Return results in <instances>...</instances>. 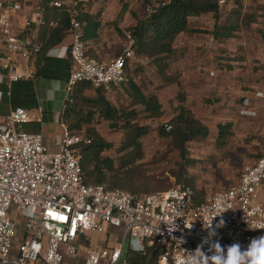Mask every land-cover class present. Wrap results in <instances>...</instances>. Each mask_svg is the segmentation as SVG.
Here are the masks:
<instances>
[{
    "label": "built area",
    "instance_id": "1",
    "mask_svg": "<svg viewBox=\"0 0 264 264\" xmlns=\"http://www.w3.org/2000/svg\"><path fill=\"white\" fill-rule=\"evenodd\" d=\"M81 2L87 0L68 4L73 11L65 54L57 48L48 52L50 58H71L66 101L81 83L107 93L122 87L128 82V63L137 58L138 43L130 33L119 57L108 61L89 57L76 19ZM219 4L225 6L226 0ZM22 9V0L0 2L5 35L0 71L5 73L9 88L33 78L29 65L20 60L30 61L38 47L23 33L34 20L45 24L38 10L34 20L27 19L25 28L17 31L13 19ZM146 9L149 14L154 10L150 5ZM262 104L264 90L253 99L246 98L243 114L254 113ZM43 117L36 109L16 108L0 118V264H64L65 255L83 257L84 264H129L128 253L145 254L152 247L160 251L158 264H208L214 244L225 252L233 244L244 250L252 239L264 235V204L259 202L264 155L244 168L237 184L208 195L199 204H195L189 186L138 195L111 190L107 185L85 184L77 147L91 141L83 134L73 135L63 125L59 150L52 152L41 132L26 130L31 124H42ZM221 219L226 227L217 228ZM19 222L24 236L12 260ZM92 235H105L107 240L103 246H92ZM86 240L89 247L82 245Z\"/></svg>",
    "mask_w": 264,
    "mask_h": 264
},
{
    "label": "trees",
    "instance_id": "2",
    "mask_svg": "<svg viewBox=\"0 0 264 264\" xmlns=\"http://www.w3.org/2000/svg\"><path fill=\"white\" fill-rule=\"evenodd\" d=\"M80 0H40L39 7L42 11L44 25L41 26L37 38L38 51L33 58L34 75L28 81H19L12 84L0 85L3 95V104L11 108L37 109L39 99L36 92V80H51L67 82L71 75L72 61L68 56L64 59L50 58L48 52L59 46L65 40L71 27L72 6L68 4ZM61 2L65 7H50L51 3ZM220 0H165L159 6L154 7L151 14L138 19L135 27L127 31L132 34L138 43L137 58L146 57L158 66L160 72L167 69L168 61L175 55L174 42L182 33L197 32L190 28V19L204 14H212L216 21L213 34L216 38H231L238 30L235 24L220 25L221 6ZM88 3V2H87ZM86 2H81L78 8L77 21L81 24L84 41L87 44V54L91 58L100 59L95 54V47L99 37L101 22L89 12ZM148 5L145 0L144 7ZM264 11V9H263ZM232 16L239 15V9ZM136 16V15H135ZM23 34L28 35L25 31ZM99 40V39H98ZM122 54V53H121ZM120 54V55H121ZM119 55V56H120ZM164 62V63H163ZM128 66L129 63H128ZM142 70V66L134 63L128 70V82L123 86H129L136 102L141 104L149 118L156 120L160 117V105L155 95L145 98L137 84L133 81V74ZM94 96L88 95L89 91ZM105 91L94 89L89 83L79 84L70 95V100L65 102V107L60 116V122L68 126L73 135L83 134L91 142L89 145L77 147L81 156L84 182L87 185H107L111 190H125L133 194L147 195L159 188H146V177L138 163L143 159V143L140 138L151 133V127L133 126L130 121L135 113H120L110 103ZM178 99L184 102V95ZM99 120L109 124L112 130H124L126 141L118 149L113 143L107 142L96 128ZM121 122V125H118ZM123 125V126H122ZM171 126V130H167ZM231 125L220 126L219 138L223 139L230 133ZM26 130L39 132L37 128L26 127ZM159 136L170 138V148L176 150L182 160L187 161V146L192 142H200L209 136L208 128L185 106L179 108V113L169 122L161 124L156 129ZM227 141H218L222 146ZM116 150L118 159L106 156V153ZM186 166L176 173L179 186H189L194 190V183L187 177ZM153 182V181H152ZM152 184H155L153 182ZM195 204L203 202L207 196L194 190ZM85 247L90 246V241L82 242ZM160 251L149 248L145 254L128 253L129 264H158ZM71 260L72 264H84V258L80 256L70 257L65 255V261Z\"/></svg>",
    "mask_w": 264,
    "mask_h": 264
},
{
    "label": "crops",
    "instance_id": "3",
    "mask_svg": "<svg viewBox=\"0 0 264 264\" xmlns=\"http://www.w3.org/2000/svg\"><path fill=\"white\" fill-rule=\"evenodd\" d=\"M8 1L11 0H0V2ZM90 1L87 0L88 3ZM22 3L23 9L17 12L13 19V26L17 31L20 30L19 32L25 28L27 19H33L34 12L40 10V0H22ZM236 9H239V15L232 16L231 14ZM263 9L264 0H226V5L221 7L220 25H237L238 30L233 37L216 38L213 34L216 24L214 16L204 14L190 19V28L197 32L178 35L173 46L176 53L168 61V67L164 72H160L153 60L144 56L129 63L128 70L134 63L140 64L142 70L143 66L151 64L157 73L156 77H151L150 68L147 67V75H150V80L156 79L157 88L149 95L142 88V93L146 99L152 95L157 97L161 115L155 120L154 125H150L153 127L151 133L140 138L139 141H172L170 138L159 136L156 129L159 125L169 122L179 113V108L185 106L209 130L208 138L199 141H214L215 143L216 141H227V146L223 148L225 150L229 149V141H242L243 143L250 141V146L253 147L254 151L251 156L244 159V162L252 165L262 156L261 154L264 153V145L262 144L264 143V104L257 106L254 109L255 112L250 115L243 114V105L246 98L253 99L264 90V83L258 84L261 80L264 81ZM88 10L97 21L101 22L99 29V37L101 38L105 24L95 14L92 7ZM123 11L120 12V16H126L128 7L125 6ZM137 21L136 18L132 27L137 25ZM41 26L43 25H40L39 21L34 20L27 30L28 36L35 46H37L36 41ZM100 38L98 39L100 40ZM98 39L95 45L92 44V47H95V54L101 60H110L102 56ZM64 43L65 40L55 47L60 49L63 54L66 50ZM4 44L5 35L2 32L0 19V52L4 51ZM66 57L63 55V58L60 59ZM20 63L22 65L28 64L34 72L33 58L28 62L20 60ZM142 70L132 75L133 81L138 86L142 80L141 75L139 76ZM5 84L8 85L6 75L0 71V85ZM65 85L66 83L61 81H35L39 99V107L36 111L42 112L44 117L42 124L35 123L27 127L37 128L43 134L45 144L52 152L59 150L63 127L60 116L66 102ZM180 94L184 95L183 103L178 99ZM2 99L3 95L0 91V118L7 116L13 110L10 105L3 104ZM228 124L231 125L230 133L225 138L220 139V126ZM133 126L135 127L137 124ZM139 126L145 127L144 125ZM97 130L106 141H126L125 133H119L109 128L106 135L99 128ZM244 146L246 147V145ZM220 185L224 184L220 183ZM259 200L264 202V186L259 189ZM90 239L92 246H103L107 236L92 235ZM64 264H72V261L67 260Z\"/></svg>",
    "mask_w": 264,
    "mask_h": 264
},
{
    "label": "rangeland",
    "instance_id": "4",
    "mask_svg": "<svg viewBox=\"0 0 264 264\" xmlns=\"http://www.w3.org/2000/svg\"><path fill=\"white\" fill-rule=\"evenodd\" d=\"M147 1L148 5L154 8L165 0ZM144 3L145 0H91L87 4V8L92 7L95 14L105 24L99 40L100 52L102 51L101 53L104 58L111 60L123 52L128 44L127 34L129 32L127 30L135 24L136 18L143 19L148 14L147 9L143 6ZM125 6L128 7V13L126 16H120L119 14L125 10ZM147 67L150 68L151 77L157 76L156 70L152 68V65L147 64L143 66V70L139 74L142 80L139 86L138 84L137 86L140 91L143 92L144 90L149 95L157 88V81L155 78L150 80V75H147ZM87 94L94 96L92 90L87 92ZM106 96L111 105L120 113H135V117L130 121L131 125H144L153 129L150 125H154L156 121L149 118L141 104L136 102L129 86L113 89L106 93ZM96 125L104 134H108L110 127L107 122L99 120ZM118 125H121V122ZM116 131L125 133L121 129ZM107 142L113 143L115 149H118L124 141ZM142 143L145 154L138 165L146 177V188H152L157 185L156 187H160V189L155 192H160L181 187L177 184L175 174L181 170V166L185 165L187 177L194 183V190L199 193L203 192L205 196L228 189L237 184L244 168L249 165L248 162H244V159L251 156V153L254 151L253 147L251 148L250 146V141H244L245 144L242 141H229V149L226 150L223 148L227 146V142L224 146L218 143V141L216 143L214 141L192 142L187 146L188 159L184 161L176 150L170 148V141H142ZM262 144L264 145V143ZM243 145H246L247 148L243 147ZM261 155L263 156L264 153ZM106 156L118 159L119 154L114 150L106 153ZM152 181L155 184H152ZM220 183L224 185H220ZM259 202L264 204L263 200H259ZM18 226L19 230L14 241L15 248L13 250L14 254L11 256L12 260L16 259L15 252L24 236L23 225L19 222Z\"/></svg>",
    "mask_w": 264,
    "mask_h": 264
},
{
    "label": "clouds",
    "instance_id": "5",
    "mask_svg": "<svg viewBox=\"0 0 264 264\" xmlns=\"http://www.w3.org/2000/svg\"><path fill=\"white\" fill-rule=\"evenodd\" d=\"M216 227H226V221L221 219ZM210 234H214V230ZM211 250L214 255L209 257L208 264H264V235L252 239L244 250L239 244H233L225 252L218 243ZM201 254L204 255L202 252Z\"/></svg>",
    "mask_w": 264,
    "mask_h": 264
}]
</instances>
